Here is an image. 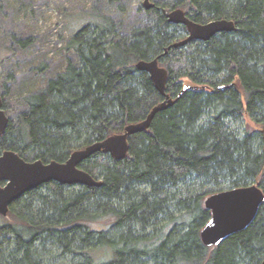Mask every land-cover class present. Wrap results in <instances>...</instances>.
I'll return each instance as SVG.
<instances>
[{"label": "trees", "instance_id": "1", "mask_svg": "<svg viewBox=\"0 0 264 264\" xmlns=\"http://www.w3.org/2000/svg\"><path fill=\"white\" fill-rule=\"evenodd\" d=\"M154 4L146 23L122 35L110 17H70L67 48L78 62L22 97L0 155L65 162L144 121L165 98L137 69L141 60L161 57L175 104L129 138L124 160L97 153L81 165L102 187L50 182L14 202L0 215V264H262L264 203L248 229L218 246L200 234L210 195L253 184L264 191V0ZM177 8L196 23L227 19L237 29L165 54L188 36L164 13ZM245 115L260 131L244 126Z\"/></svg>", "mask_w": 264, "mask_h": 264}, {"label": "water", "instance_id": "2", "mask_svg": "<svg viewBox=\"0 0 264 264\" xmlns=\"http://www.w3.org/2000/svg\"><path fill=\"white\" fill-rule=\"evenodd\" d=\"M146 10L155 7L151 0H144ZM168 21L176 25H183L188 31V37L166 50L188 45L192 41H210L217 34L236 31V23L232 20H213L199 24L191 20L184 10L174 9L164 11ZM160 58L141 60L136 67L146 72L152 79L156 90L165 98L155 106L144 121L132 123L125 127L124 132L108 137L104 141L96 142L84 149L74 151L66 162L52 161L44 163L41 160L26 161L17 152L5 151L0 156V215L6 217L12 204L27 192L38 187L56 182L65 186L102 187L103 181L95 179L80 166L97 153L112 155L117 161L124 160L129 153V138L135 134L150 129L157 113L175 104L174 99L167 94L168 71L160 66ZM9 117L4 109L3 98L0 97V134H4ZM264 203V191L256 184L238 187L210 195L205 201V207L211 213V218L201 231V240L207 247H215L229 237L245 231L255 221ZM264 264V260L262 262Z\"/></svg>", "mask_w": 264, "mask_h": 264}, {"label": "rangeland", "instance_id": "3", "mask_svg": "<svg viewBox=\"0 0 264 264\" xmlns=\"http://www.w3.org/2000/svg\"><path fill=\"white\" fill-rule=\"evenodd\" d=\"M143 3L144 0H0V97L9 119L15 122L24 110L23 96L44 90L50 79L66 69L69 59L78 62L67 48L70 17L88 13L110 17L122 35L147 22ZM244 120L247 129L260 131L247 115Z\"/></svg>", "mask_w": 264, "mask_h": 264}, {"label": "flooded vegetation", "instance_id": "4", "mask_svg": "<svg viewBox=\"0 0 264 264\" xmlns=\"http://www.w3.org/2000/svg\"><path fill=\"white\" fill-rule=\"evenodd\" d=\"M177 9H178V8H177ZM179 9H181V8H179ZM182 10H183V9H182ZM165 11H167V10H165ZM171 11H172V10H171ZM185 13H186V12H185ZM204 24H205V23H204ZM3 101H4V100H3ZM9 122H10V121H9ZM5 132H6V131H5ZM4 134H5V133H4ZM4 134H2V135H4ZM0 135H1V134H0ZM5 151H12V150H5ZM5 151H4V152H5ZM4 152H2V153H4ZM14 152H15V151H14ZM1 155H2V154H1ZM1 155H0V156H1ZM69 157H70V156H69ZM22 158H23V157H22ZM23 159H24V158H23ZM25 160H26V159H25ZM67 160H68V159H67ZM67 160H66V161H67ZM26 161H29V160H26ZM31 161H36V160H30L29 162H31ZM41 161H42V160H41ZM66 161H65V162H66ZM43 162H44V161H43ZM51 162H52V161H51ZM44 163H49V162H44ZM80 168H81V166H80ZM47 184H48V183H47ZM47 184H44V185L38 187L37 189H39V188H41V187H43V186H45V185H47ZM0 185H1V186H5L6 183H4V182H0ZM37 189H34V190H37ZM34 190H31V191H34ZM31 191H29V192H31ZM29 192H27L24 196H26ZM24 196H23V197H24ZM23 197H21V198H23ZM21 198H20V199H21ZM20 199H19V200H20ZM17 201H18V200H17ZM15 202H16V201H15ZM12 205H13V204H12ZM10 210H11V207H10ZM9 213H10V212H9ZM8 215H9V214H8ZM8 215H7V216H8ZM7 216H6V217H7Z\"/></svg>", "mask_w": 264, "mask_h": 264}, {"label": "bare ground", "instance_id": "5", "mask_svg": "<svg viewBox=\"0 0 264 264\" xmlns=\"http://www.w3.org/2000/svg\"><path fill=\"white\" fill-rule=\"evenodd\" d=\"M188 32V31H187ZM188 37V36H187ZM147 118V117H146ZM136 135V134H135Z\"/></svg>", "mask_w": 264, "mask_h": 264}]
</instances>
